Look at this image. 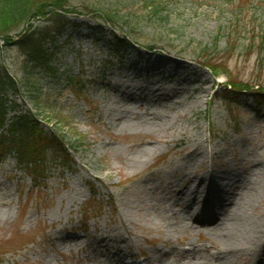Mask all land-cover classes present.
I'll list each match as a JSON object with an SVG mask.
<instances>
[{"label":"rangeland","instance_id":"1","mask_svg":"<svg viewBox=\"0 0 264 264\" xmlns=\"http://www.w3.org/2000/svg\"><path fill=\"white\" fill-rule=\"evenodd\" d=\"M66 6L82 13L70 16L78 24L104 25L136 47L122 63L86 30L70 31L64 52L37 66L17 48L0 46V63L19 90L9 97L15 107L9 118L31 111L47 134H60L73 148L72 163L64 167L50 152L38 173L14 155L0 161V264H124L139 257L215 264L205 254L156 260L173 247L216 252L229 243L224 226L208 230L192 220L178 191L186 192L195 176L213 175L211 196L220 189L232 201L216 210L224 211L225 226L241 230L233 214L246 208L264 225V107L259 111L245 94L232 103L221 98L230 79L264 88V0ZM157 90L174 100L158 101ZM102 236L122 254L111 259ZM255 240L239 242L245 252L228 264H252L248 251L264 238Z\"/></svg>","mask_w":264,"mask_h":264},{"label":"trees","instance_id":"2","mask_svg":"<svg viewBox=\"0 0 264 264\" xmlns=\"http://www.w3.org/2000/svg\"><path fill=\"white\" fill-rule=\"evenodd\" d=\"M67 2L68 0H0V46L17 48L29 64L48 66L53 58L70 45L72 36L68 33H78L84 29L94 44L106 47L114 58L122 63L131 59L129 52L135 50V43L109 31L104 25L78 24L70 16L82 13L67 7ZM155 3L156 1L154 6ZM158 9L159 7L155 8L156 11ZM99 16L98 19L105 17L112 22L111 17L106 14ZM35 19L41 21L39 26L31 24ZM67 36L68 40L60 43ZM261 45L264 47V36ZM207 67L214 77L220 76L219 67L210 64ZM225 90L221 97L223 100L232 103L241 94H245L262 111L264 88L255 90L253 86L230 79ZM18 91L14 79L0 63V161L14 155L20 165L35 167L34 173L44 171L46 155L50 152L63 158L64 167L72 163L68 151L73 148L66 144L60 134H47L42 128L43 121L36 114L27 111L9 118L10 111H15L9 97L16 95Z\"/></svg>","mask_w":264,"mask_h":264},{"label":"bare ground","instance_id":"3","mask_svg":"<svg viewBox=\"0 0 264 264\" xmlns=\"http://www.w3.org/2000/svg\"><path fill=\"white\" fill-rule=\"evenodd\" d=\"M159 67L156 66V69ZM149 89V88H148ZM153 91V96L158 97V101L172 102L174 100V94L169 92L157 93ZM128 95V94H127ZM127 100L135 101L131 99L128 95ZM215 178L211 176H195L190 180L188 187L182 191H178L183 197L188 209L194 211L192 220L196 225L203 226L204 228L211 230H217L222 228L226 230V237L229 243L226 248L212 251L208 247L199 248L191 247L190 249L180 250L178 248H171L168 251L161 250L160 256L157 258L156 262L161 263L162 258L166 257H181L184 260L194 259L200 254L207 255L206 257L210 259L215 264H228L236 258L237 256L243 254L245 251L240 249L239 242L249 237L256 238L255 242L264 238V225L252 219L249 214L248 209L238 210V212L233 214V219L241 227V230L235 229L234 227H227L224 224V211L216 212V210L226 209L230 207L233 203L232 201H227L223 195L220 194V189H217L215 196H211L209 192L214 186L216 187ZM216 191V190H215ZM233 198V197H231ZM235 206V205H234ZM233 208V207H231ZM100 238V247L104 248V251L111 259H114L116 255L122 254L123 250L116 246H110L109 236H102ZM99 238L97 239L99 241ZM249 256L252 259V264H263L264 263V240L258 250H249Z\"/></svg>","mask_w":264,"mask_h":264}]
</instances>
